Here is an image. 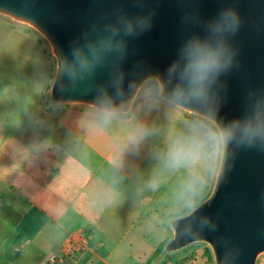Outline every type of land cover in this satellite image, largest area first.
Returning <instances> with one entry per match:
<instances>
[{
	"label": "water",
	"instance_id": "95a60500",
	"mask_svg": "<svg viewBox=\"0 0 264 264\" xmlns=\"http://www.w3.org/2000/svg\"><path fill=\"white\" fill-rule=\"evenodd\" d=\"M56 60L53 104L126 114L148 81L221 142L208 197L170 222L163 252L209 246L214 264L264 254V0H0ZM207 63V67H201Z\"/></svg>",
	"mask_w": 264,
	"mask_h": 264
},
{
	"label": "crops",
	"instance_id": "0c3cea01",
	"mask_svg": "<svg viewBox=\"0 0 264 264\" xmlns=\"http://www.w3.org/2000/svg\"><path fill=\"white\" fill-rule=\"evenodd\" d=\"M8 30L0 26V264H144L160 244V237L150 238L161 229L153 213L159 206L138 215L130 226L134 232H128L116 216H107L106 225L99 212L79 210L104 207L106 212L122 205L117 195L95 194L66 181L84 173L68 168L71 161H93L96 154L85 146L110 138L105 132L113 124L91 122L85 131L72 124L74 129L64 130L61 121L41 118V88L31 85L28 46L14 44ZM75 232L84 236L85 248L62 256ZM54 256L59 258L52 262ZM168 264L177 262L171 258Z\"/></svg>",
	"mask_w": 264,
	"mask_h": 264
},
{
	"label": "rangeland",
	"instance_id": "374dc122",
	"mask_svg": "<svg viewBox=\"0 0 264 264\" xmlns=\"http://www.w3.org/2000/svg\"><path fill=\"white\" fill-rule=\"evenodd\" d=\"M0 26H9L7 33L14 44L28 46L33 72L31 85L41 88L38 100L41 118L61 121L64 130L74 129L72 124H80L77 129L81 131L90 129L84 125L91 122L113 124L109 127L111 132H105L110 138L85 146L96 154L93 161L85 164L80 159V165L71 161L68 168L80 167L84 173L66 181L80 184L95 194L105 190L109 196L117 195L122 205L107 206L106 212L104 207L79 210L88 215L99 212L106 225L107 216H116L127 224L126 231L134 232L130 226L135 218L159 206L153 213L161 229L149 233L150 238L160 237V244L170 240V222L188 214L212 190L221 154L220 137L214 126L161 99L152 80L142 86L126 114H110L81 104H53L49 91L56 60L48 43L29 26L2 15ZM88 168L95 171L94 176ZM127 240H123V248L128 247ZM207 250L211 252L208 245L196 243L171 254L177 264H214L213 256L207 257ZM256 264H264V254L257 258Z\"/></svg>",
	"mask_w": 264,
	"mask_h": 264
},
{
	"label": "built area",
	"instance_id": "2783aa9c",
	"mask_svg": "<svg viewBox=\"0 0 264 264\" xmlns=\"http://www.w3.org/2000/svg\"><path fill=\"white\" fill-rule=\"evenodd\" d=\"M85 248V238L81 232H75L68 241L62 246L60 252L62 256H71L79 253ZM60 255V257H61ZM58 256L52 257L51 261L54 262ZM59 258V257H58Z\"/></svg>",
	"mask_w": 264,
	"mask_h": 264
},
{
	"label": "trees",
	"instance_id": "16d2710c",
	"mask_svg": "<svg viewBox=\"0 0 264 264\" xmlns=\"http://www.w3.org/2000/svg\"><path fill=\"white\" fill-rule=\"evenodd\" d=\"M169 239L161 243L148 258L145 260L144 264H168L171 261L172 254H165L163 249ZM207 257L212 259V254L207 250Z\"/></svg>",
	"mask_w": 264,
	"mask_h": 264
},
{
	"label": "clouds",
	"instance_id": "9594fccd",
	"mask_svg": "<svg viewBox=\"0 0 264 264\" xmlns=\"http://www.w3.org/2000/svg\"><path fill=\"white\" fill-rule=\"evenodd\" d=\"M208 65H207V63H202L201 64V67H207Z\"/></svg>",
	"mask_w": 264,
	"mask_h": 264
}]
</instances>
